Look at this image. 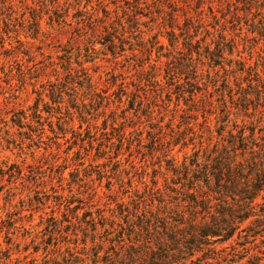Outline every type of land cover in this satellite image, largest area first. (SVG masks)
<instances>
[{"label": "rangeland", "instance_id": "obj_1", "mask_svg": "<svg viewBox=\"0 0 264 264\" xmlns=\"http://www.w3.org/2000/svg\"><path fill=\"white\" fill-rule=\"evenodd\" d=\"M160 1L0 0V264L55 241L61 261L76 228L80 248L99 214L155 207L172 168L244 126L264 144V0H179L173 34ZM244 238L186 264H264V234Z\"/></svg>", "mask_w": 264, "mask_h": 264}, {"label": "trees", "instance_id": "obj_2", "mask_svg": "<svg viewBox=\"0 0 264 264\" xmlns=\"http://www.w3.org/2000/svg\"><path fill=\"white\" fill-rule=\"evenodd\" d=\"M183 5L188 7L179 0L160 1L161 8L171 7L167 25L172 34L181 16L177 7L181 9ZM183 15L185 21L190 20L187 10ZM195 43L200 44V39ZM245 129L250 130L249 135ZM253 135L254 129L244 126L229 149L202 159L196 150L189 164L171 169L174 176L164 189L155 186L159 204L140 206L136 202L133 208H120L118 216L110 218L99 214L90 224L86 222L88 227L79 226L86 231L82 233L80 248L76 228L72 242L67 234V243L73 244L68 245L67 256H62L61 261L52 257L59 251L55 241L54 247L46 252L51 253L54 262L48 263L51 259L46 258L44 264H186L194 262L193 256L199 251L204 254L214 249V242L228 241L234 234L237 238L251 236L252 240L264 234V208L257 211L255 203L264 190V144L251 142ZM250 142L252 145L248 146ZM251 217L246 229L242 228L241 224ZM88 228L91 247L87 246ZM244 231L249 233L241 236Z\"/></svg>", "mask_w": 264, "mask_h": 264}]
</instances>
